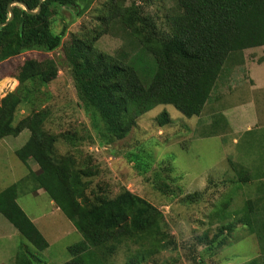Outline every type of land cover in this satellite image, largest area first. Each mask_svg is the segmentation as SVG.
Instances as JSON below:
<instances>
[{
	"label": "trees",
	"instance_id": "trees-1",
	"mask_svg": "<svg viewBox=\"0 0 264 264\" xmlns=\"http://www.w3.org/2000/svg\"><path fill=\"white\" fill-rule=\"evenodd\" d=\"M14 1L26 3L33 11L40 3L0 0V24L9 18L8 6ZM93 1L43 0L37 13H28L15 3L14 17L0 29V62L30 50L51 52L62 48V59L27 58L14 75L17 87L0 98V139L18 136L25 129L30 132L28 140L15 149L29 172L0 192V215L38 252L49 248L50 242L17 200L19 190L29 186L26 181L30 180L32 191L44 189L83 235L82 240L68 246L71 257L61 264H114L113 255L123 245L131 252L124 264H141L161 251L177 249V238L170 231L166 213L155 201L127 186H120L114 194L102 188L96 192L90 189L106 163L102 169V163L89 150L80 157L76 136L46 128L51 113L45 103L53 98L50 85L58 79L63 64L76 91V103L93 128L97 141L92 142L106 152H117L113 143L125 139L137 126L139 117L160 104H172L188 117L202 113L205 105L213 101L220 78L245 62L244 52L264 46V0H175L165 12L166 31L145 12L146 2L137 5L106 0L97 8V23L83 25L71 33V39H64L67 24L59 32L53 30L60 9L80 6L82 12ZM116 24L129 31L141 49L152 56L143 71L135 63L139 57L126 61L121 55L97 47L102 35ZM23 105L28 113L16 122ZM218 115L228 124L223 113ZM220 119L213 120L211 130L202 132V136L217 134ZM157 121L164 127L172 118L167 110H162ZM60 140L64 141L61 145ZM30 161L38 165L37 171ZM231 165L232 188L236 185L241 190L252 182L247 166L234 162ZM154 185L155 196H162L158 179ZM200 197L204 196L198 191L187 196L192 201ZM220 197L215 210L208 213L209 220L222 222L239 215L243 225L264 241V221L258 226L253 222L255 213L261 211L262 198H249L243 207L233 209V195L221 192ZM236 228V220L222 222L217 229L207 228L198 239L212 252L224 247ZM35 258L36 254L18 247L13 264H41ZM247 264H264V255Z\"/></svg>",
	"mask_w": 264,
	"mask_h": 264
},
{
	"label": "rangeland",
	"instance_id": "rangeland-1",
	"mask_svg": "<svg viewBox=\"0 0 264 264\" xmlns=\"http://www.w3.org/2000/svg\"><path fill=\"white\" fill-rule=\"evenodd\" d=\"M104 1L94 0L82 12L80 6L60 9L53 22V30L59 32L67 24L64 39H71V33L77 32L83 25L97 23L96 14ZM145 2V12L155 18L161 30L166 31L165 12L175 4V0H124L126 4ZM97 47L110 54L121 55L126 61L139 57L135 63L141 71L152 58L120 24L102 35ZM61 56L60 47L51 52L30 50L0 62V98L17 87L18 80L14 75L27 58L62 59ZM244 58L245 62L235 68V72L228 71L220 78L213 92V101L205 105L200 115L188 117L172 104H160L139 117L137 126L125 139L113 143L117 150L114 153L106 152L92 142L97 141L93 128L85 111L76 103V91L63 64L58 79L50 85L53 98L45 103L51 113L46 119V128L76 136L80 157L89 150L102 163V169L106 163L104 172L93 179L90 189L94 188L96 192L102 188L114 194L120 186H127L155 201L166 213L170 231L177 238V249L161 251L141 264H247L253 258L264 255V241L243 225L239 215L222 221L237 222L236 230L224 247L210 252L206 250V244L198 239L207 228L217 229L222 223L219 220L211 222L208 218V213L215 210L221 192L233 195V209L243 207L249 198L261 197V211L253 214V222L258 226V222L261 224L264 221V46L246 50ZM162 110H167L172 118L164 127H160L157 121ZM27 113V106H21L16 122ZM218 113L225 115L229 125L220 119ZM219 119L218 133L202 136V132L211 130L213 120L218 122ZM29 136V130L25 129L18 136L0 139V192L28 174L29 169L17 157L15 149L20 148ZM62 143L64 141L60 140L59 144ZM136 156L139 158L136 159ZM137 161L141 162L139 167ZM145 162L151 164L144 171ZM231 162L247 166L251 171L252 182L241 190L236 185L234 188L229 185L234 178ZM31 166L36 168L35 163ZM170 167H173L172 171ZM156 179L163 188L162 196L156 195L158 201L154 189ZM26 182L31 185L30 180ZM223 183L226 184L221 185ZM29 186L26 184L19 190L17 200L30 216H34L50 247L38 252L20 233L5 236L0 231V260L9 256L12 250L17 253L18 247H21L28 253L36 254L37 263L61 264L71 257L68 246L82 240L83 235L62 210L57 213L52 211L50 196L46 192L38 194ZM195 191L201 192L204 197L193 201L188 199V194ZM3 219L8 221L4 216ZM130 253L125 245L121 246L113 255V263L124 264Z\"/></svg>",
	"mask_w": 264,
	"mask_h": 264
},
{
	"label": "crops",
	"instance_id": "crops-1",
	"mask_svg": "<svg viewBox=\"0 0 264 264\" xmlns=\"http://www.w3.org/2000/svg\"><path fill=\"white\" fill-rule=\"evenodd\" d=\"M251 80H252V82H253V84L255 85H257V83L254 81V79L253 78H250ZM258 87V86H257ZM262 87H264V86H262ZM258 88H261V87H258ZM31 162V164H34V162H32V161H30ZM35 165H36V168H33L34 170H36L37 171V169H38V165L35 163ZM43 192H45V190L44 189H42V188H40V189H37L36 190V193H38V194H42ZM50 205H52V207H53V210L52 211H55L56 213L58 212V211H61V209L55 204V202L54 201H52L51 200V198H50ZM25 210V209H24ZM26 211V210H25ZM27 212V211H26ZM28 214V213H27ZM29 215V214H28ZM30 216V215H29ZM31 217V219L34 221V216H30ZM35 222V221H34ZM37 225V224H36ZM38 226V225H37ZM41 230V229H40ZM0 231L2 232V233H5V236L6 235H10V234H12V235H15L16 233H18V230L10 223V222H8L7 220H4L3 219V216H1L0 215ZM9 231H12L11 233H9ZM42 231V230H41ZM43 232V231H42ZM44 234V233H43ZM50 247V246H49ZM17 251H18V249H17ZM15 256H16V252L15 253H13V250L10 252V254H9V256H7L5 259H2V260H0V264H13L14 263V258H15Z\"/></svg>",
	"mask_w": 264,
	"mask_h": 264
},
{
	"label": "water",
	"instance_id": "water-1",
	"mask_svg": "<svg viewBox=\"0 0 264 264\" xmlns=\"http://www.w3.org/2000/svg\"><path fill=\"white\" fill-rule=\"evenodd\" d=\"M42 1H43V0H40L39 6H38L37 10H35V11L31 10V9L28 7V5H27L26 3H24V2H21V1H14V2H11V3L9 4V6H8L9 18H8L5 22H3V23L0 24V29H1V27H2L3 25H5L6 23H8V22L14 17V12H13V10H12V5H13V4H15V3L21 4V5L24 7V9H25L28 13H37V12H39L40 9H41Z\"/></svg>",
	"mask_w": 264,
	"mask_h": 264
}]
</instances>
